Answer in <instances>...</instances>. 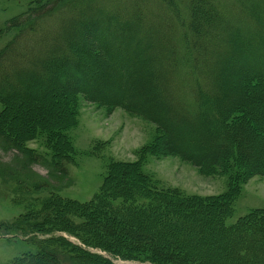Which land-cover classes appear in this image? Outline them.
Segmentation results:
<instances>
[{"label":"trees","instance_id":"trees-1","mask_svg":"<svg viewBox=\"0 0 264 264\" xmlns=\"http://www.w3.org/2000/svg\"><path fill=\"white\" fill-rule=\"evenodd\" d=\"M8 23L18 31L0 49V150L23 154V167L67 174L82 99L153 124L163 155L264 177V0H32ZM38 138L49 158L26 145ZM139 167L109 162L89 200L51 191L0 221V234L38 246L8 264H264V209L227 224L228 194L168 191Z\"/></svg>","mask_w":264,"mask_h":264},{"label":"rangeland","instance_id":"rangeland-1","mask_svg":"<svg viewBox=\"0 0 264 264\" xmlns=\"http://www.w3.org/2000/svg\"><path fill=\"white\" fill-rule=\"evenodd\" d=\"M31 4L32 0H0V49L18 31V27H10L8 22L26 12ZM77 112L74 126L68 131L75 152L74 162L67 167L65 175L51 171L49 161L25 168L22 166L23 154L16 150H0V162L6 170H14L12 173L16 175L10 181L8 176L0 177V221L13 219L24 211L29 200L46 197L51 191L81 202L89 200L103 181L109 162L138 164L146 178L149 177L156 187L168 191L203 198L228 194L233 200L234 210L227 224L249 211L264 209V177H242L239 168L240 173L236 176H231L229 171H207L178 157L163 155L158 144L161 135L156 127L121 108L109 111L80 99ZM26 145L49 158L50 152L42 139H35ZM27 175L35 177L26 180ZM33 181H42L47 188L35 189L31 185ZM31 237L44 238L39 234ZM66 238L79 244L75 237ZM37 250L33 240L0 234V264H8L14 257L36 253ZM113 261L116 264H152L118 258Z\"/></svg>","mask_w":264,"mask_h":264}]
</instances>
